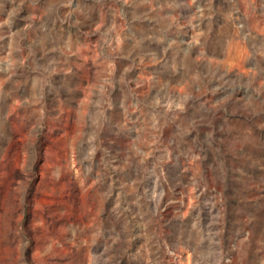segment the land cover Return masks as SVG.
<instances>
[{
    "label": "rangeland",
    "instance_id": "rangeland-1",
    "mask_svg": "<svg viewBox=\"0 0 264 264\" xmlns=\"http://www.w3.org/2000/svg\"><path fill=\"white\" fill-rule=\"evenodd\" d=\"M0 264H264V0H0Z\"/></svg>",
    "mask_w": 264,
    "mask_h": 264
}]
</instances>
